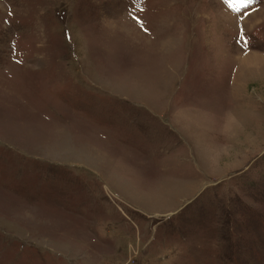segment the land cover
Masks as SVG:
<instances>
[{"label":"rangeland","instance_id":"374dc122","mask_svg":"<svg viewBox=\"0 0 264 264\" xmlns=\"http://www.w3.org/2000/svg\"><path fill=\"white\" fill-rule=\"evenodd\" d=\"M0 264H264V0H0Z\"/></svg>","mask_w":264,"mask_h":264},{"label":"trees","instance_id":"16d2710c","mask_svg":"<svg viewBox=\"0 0 264 264\" xmlns=\"http://www.w3.org/2000/svg\"><path fill=\"white\" fill-rule=\"evenodd\" d=\"M222 205V213H220L219 220L221 225H224L228 222L231 217V212L233 211V198H230L228 201H220V206Z\"/></svg>","mask_w":264,"mask_h":264},{"label":"snow or ice","instance_id":"6c2138e0","mask_svg":"<svg viewBox=\"0 0 264 264\" xmlns=\"http://www.w3.org/2000/svg\"><path fill=\"white\" fill-rule=\"evenodd\" d=\"M226 3L229 4V7H234V10L236 12H240L241 7H246L248 4H251L253 2V0H225ZM141 23V27H143V23ZM145 31H147V29H145ZM244 37V33H243V29H241V39H243ZM244 46H247V41H244Z\"/></svg>","mask_w":264,"mask_h":264}]
</instances>
